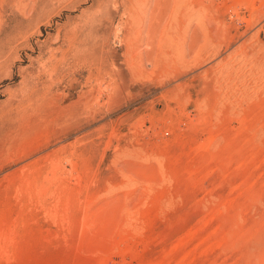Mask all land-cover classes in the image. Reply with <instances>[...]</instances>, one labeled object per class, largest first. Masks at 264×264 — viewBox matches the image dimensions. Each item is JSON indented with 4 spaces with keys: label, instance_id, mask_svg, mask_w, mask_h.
I'll return each instance as SVG.
<instances>
[{
    "label": "rangeland",
    "instance_id": "obj_1",
    "mask_svg": "<svg viewBox=\"0 0 264 264\" xmlns=\"http://www.w3.org/2000/svg\"><path fill=\"white\" fill-rule=\"evenodd\" d=\"M0 264H264V0H0Z\"/></svg>",
    "mask_w": 264,
    "mask_h": 264
}]
</instances>
